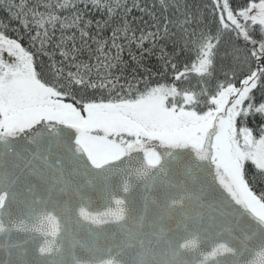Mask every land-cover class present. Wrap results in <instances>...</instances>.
Here are the masks:
<instances>
[{"label":"snow or ice","instance_id":"obj_1","mask_svg":"<svg viewBox=\"0 0 264 264\" xmlns=\"http://www.w3.org/2000/svg\"><path fill=\"white\" fill-rule=\"evenodd\" d=\"M134 9L149 19L137 24ZM0 10L6 250L23 232L51 253L47 238L64 232L70 264H264V0H213L215 31L180 0L151 10L136 0H0ZM225 34L243 47L222 52ZM89 176L114 207L80 206L76 223L111 243L81 260L62 198L80 195L78 178L91 185ZM133 189L138 211L117 194Z\"/></svg>","mask_w":264,"mask_h":264},{"label":"water","instance_id":"obj_2","mask_svg":"<svg viewBox=\"0 0 264 264\" xmlns=\"http://www.w3.org/2000/svg\"><path fill=\"white\" fill-rule=\"evenodd\" d=\"M80 183L85 185L83 192L80 195L64 196L62 199L67 202L68 206L73 210L71 213L72 223L67 225L70 229L69 235L79 243L72 249L77 259L86 260L90 257L88 251L94 244L107 245L111 241L105 239L103 236L97 237L95 233L101 231L93 225L81 226V223H76V212L80 206H85L92 211H103L107 207L114 205L111 204L108 197V193L104 190L103 185L92 176L87 179L92 180V184L88 185L87 180L84 178H78ZM121 198L126 200L129 208L139 210L141 204V191L139 189H133L128 193L122 191L117 193ZM27 196L26 191L22 192V198ZM83 197V198H81ZM63 223V221H62ZM89 227L92 232H89ZM107 230V234L110 235L112 231H115L114 226H104ZM37 235L33 233H13L12 242L20 245V248L5 249L3 247V238H0V264H70L71 254L68 252L69 244L65 239V233L61 232L55 238L49 236L48 240H55L53 251L51 253L41 254L38 250L39 246H43L44 238L39 237L38 242H33L29 239L30 236ZM213 243L211 239H207L204 242V249L210 250V246ZM59 247L60 251H57ZM126 259H131L126 257Z\"/></svg>","mask_w":264,"mask_h":264},{"label":"trees","instance_id":"obj_3","mask_svg":"<svg viewBox=\"0 0 264 264\" xmlns=\"http://www.w3.org/2000/svg\"><path fill=\"white\" fill-rule=\"evenodd\" d=\"M181 4H184L187 6V11L190 16H193L198 19L199 23L202 27H206L207 30L215 31L217 28V20L216 17L213 16V0H180ZM243 2V0H242ZM132 0H128L129 6H131ZM136 3L139 4L141 7H147L149 10H151V5L154 3V0H136ZM156 11L159 12V6L157 5ZM89 19L94 20H100L103 18V15L101 13H97L95 10H90L88 13ZM130 19L135 18L136 23L140 24L141 18L144 20H148L149 17L145 16L142 12L134 9L132 13L130 14ZM0 22L3 23V27L6 29L8 28V12L0 10ZM142 27H147L148 25H141ZM12 28H16L17 25L15 21L12 22ZM17 33H15L12 30H8L9 36H14ZM225 42L222 45L221 51L223 52V49L226 47H232V46H238L243 47L242 41H237L232 35L225 34L224 38ZM171 50V46H169V51ZM46 59V58H45ZM155 57L151 58L150 60L146 61V65L151 67L153 65H156ZM183 63V59L177 62L178 67H181ZM153 71H155V68H153ZM171 79V74L162 75L153 77L152 83L155 84L157 82H169ZM194 82V81H193ZM257 99L259 100V96H257ZM257 121H259V117L257 116L255 118ZM252 127L251 123L249 125ZM253 134L257 136L258 138V132L255 128H253Z\"/></svg>","mask_w":264,"mask_h":264}]
</instances>
